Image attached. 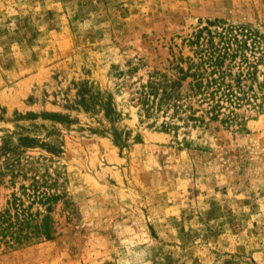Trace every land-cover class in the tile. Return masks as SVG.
Wrapping results in <instances>:
<instances>
[{"label":"rangeland","instance_id":"1","mask_svg":"<svg viewBox=\"0 0 264 264\" xmlns=\"http://www.w3.org/2000/svg\"><path fill=\"white\" fill-rule=\"evenodd\" d=\"M217 19L260 35L248 97L146 113ZM3 215L0 264H264V0H0Z\"/></svg>","mask_w":264,"mask_h":264},{"label":"trees","instance_id":"2","mask_svg":"<svg viewBox=\"0 0 264 264\" xmlns=\"http://www.w3.org/2000/svg\"><path fill=\"white\" fill-rule=\"evenodd\" d=\"M216 23H220L219 30L211 31L205 26L189 40L193 45V55L181 58L175 64L177 76L169 77L158 72L142 86L138 100L146 113L161 110L166 106L171 107L174 113L188 112V119L202 121L205 115L215 119L225 107L224 103L229 106L238 105L239 100L248 97L247 90L250 85H247L245 80L252 65L244 50L248 46V38H251L249 36L255 38L260 35L245 29L244 26L224 25L223 20L219 19L209 24ZM204 31L206 36L202 37ZM235 66L237 71L233 72ZM194 103L205 104L206 107L200 109L201 113L197 114L199 109L193 107ZM163 127L166 129L167 123H164ZM16 218V221L12 222L9 215H3L0 222L1 233H8L15 224L21 229L23 223L18 216ZM13 232L10 233L15 244L27 238L21 233L12 235Z\"/></svg>","mask_w":264,"mask_h":264}]
</instances>
